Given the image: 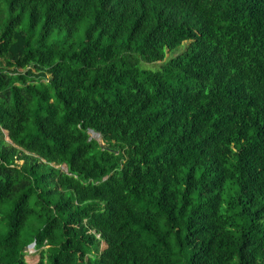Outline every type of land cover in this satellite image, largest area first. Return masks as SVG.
<instances>
[{"label":"clouds","instance_id":"obj_1","mask_svg":"<svg viewBox=\"0 0 264 264\" xmlns=\"http://www.w3.org/2000/svg\"><path fill=\"white\" fill-rule=\"evenodd\" d=\"M0 264H264V0H0Z\"/></svg>","mask_w":264,"mask_h":264}]
</instances>
